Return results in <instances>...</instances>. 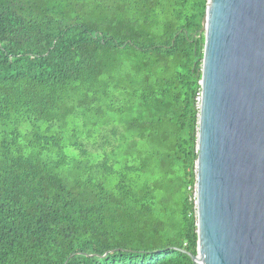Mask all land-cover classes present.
Instances as JSON below:
<instances>
[{
  "label": "trees",
  "instance_id": "trees-1",
  "mask_svg": "<svg viewBox=\"0 0 264 264\" xmlns=\"http://www.w3.org/2000/svg\"><path fill=\"white\" fill-rule=\"evenodd\" d=\"M207 0H0V264H194Z\"/></svg>",
  "mask_w": 264,
  "mask_h": 264
},
{
  "label": "water",
  "instance_id": "water-1",
  "mask_svg": "<svg viewBox=\"0 0 264 264\" xmlns=\"http://www.w3.org/2000/svg\"><path fill=\"white\" fill-rule=\"evenodd\" d=\"M194 264H264V0H207Z\"/></svg>",
  "mask_w": 264,
  "mask_h": 264
},
{
  "label": "built area",
  "instance_id": "built-area-1",
  "mask_svg": "<svg viewBox=\"0 0 264 264\" xmlns=\"http://www.w3.org/2000/svg\"><path fill=\"white\" fill-rule=\"evenodd\" d=\"M194 197H195V192H194ZM194 203H195V199H194Z\"/></svg>",
  "mask_w": 264,
  "mask_h": 264
}]
</instances>
